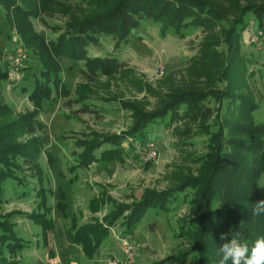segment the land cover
I'll return each instance as SVG.
<instances>
[{
	"label": "rangeland",
	"instance_id": "obj_1",
	"mask_svg": "<svg viewBox=\"0 0 264 264\" xmlns=\"http://www.w3.org/2000/svg\"><path fill=\"white\" fill-rule=\"evenodd\" d=\"M203 1L218 7L225 21L211 30H187L182 37L174 33L160 35L155 25L145 23L133 32L130 43L116 55L126 68L112 78L102 76L87 82L81 75V63H71L63 57L55 60L59 69L56 78L66 91H61L59 97L53 94L49 101H45L37 118L42 128L34 135L43 143L39 155L43 172L41 183L28 179L27 188L6 184L0 204V216L10 212L19 214L11 218L10 223L17 239L28 246L15 256L16 261L22 260L24 264H64L67 258V264H70V245L65 235L67 224L55 208L60 201V192L64 194L62 203L68 218L79 213L80 224L90 220L92 215L86 210L87 203L101 191L118 203H128L138 200L145 191L161 193L177 187L186 177H198L202 169L200 162L209 152L208 132L214 131L213 123L177 118L169 126L156 122L157 125L147 128L142 145L126 140L124 147L133 144V152L128 153L123 163L78 169L76 181L69 182L73 177L69 168L73 167L77 152L75 140L81 139L83 134L118 135L131 130L130 113L122 109V104H135L145 112H155L176 94L208 90L218 92L228 85L233 92L247 93L252 98L258 107L252 114V120L257 125L264 123V40L251 42L256 38L253 33L245 32L246 27H255L253 15L244 17L245 26L236 43L234 58L223 42L224 30L228 29L230 20L238 17L240 9L248 4L263 7L264 0ZM103 6L96 0H71L70 10L78 18H86L100 14ZM64 22L65 19L59 15L29 21L32 33L44 43L57 36L53 28H62ZM14 27L6 23L0 12V51L5 54L0 67L6 68V55L17 49L27 56L23 79L11 89L4 87L2 90V104L10 108L12 114L4 121H16L19 116L31 112L32 105L23 91H30L33 77L39 75L43 66L37 49L27 48ZM112 52V43L107 38H102L99 49L89 48L91 56H108ZM231 59L234 63L230 64ZM155 64L163 66L159 76L155 72ZM225 72H228V78L220 75ZM205 105L213 111L217 109L213 100H208ZM28 139L21 137L20 141ZM150 145L157 157L145 162L146 149ZM49 156L52 163L48 161ZM40 186L45 191L44 200L38 196ZM258 191L264 200V179ZM190 196L189 191L179 194L177 202L169 205L167 215L149 214L133 234H123L119 228H113L107 244L99 249L95 262L122 263L121 240H126L137 252L133 264H160L166 257L179 254L186 248V241L179 236L180 229L187 227L193 217L189 209ZM40 206L47 210V219L51 218L53 224V229L44 236L42 226L29 219L30 215L45 213ZM103 215L105 212L96 217ZM4 258L10 261L8 255Z\"/></svg>",
	"mask_w": 264,
	"mask_h": 264
},
{
	"label": "trees",
	"instance_id": "obj_2",
	"mask_svg": "<svg viewBox=\"0 0 264 264\" xmlns=\"http://www.w3.org/2000/svg\"><path fill=\"white\" fill-rule=\"evenodd\" d=\"M96 1L105 5L100 14L78 18L70 10L71 0H0V12L4 20L8 25L15 26L27 48L37 49L36 53L43 65L39 75L33 77L30 91H23L32 110L19 116L16 121L3 120L12 114L11 109L2 104L1 94L6 87L7 71L0 67V204L3 202L6 184L27 188L28 179H36V183H41L43 172L39 165V155L43 143L34 134L42 128L37 118L43 103L49 101L53 94L59 97L61 91H66L56 78L59 69L55 60L58 57L71 63H81L84 81L102 76L112 78L126 68L116 55L130 43L133 32L145 23L155 25L160 35L174 33L182 37L187 30H211L225 21L218 7L203 0ZM247 14L253 15L258 27L264 23V6L254 4L246 5L240 9L236 19L230 20L228 29H223V42L229 53H233V58ZM57 15L64 18L65 22L62 28H53L57 36L48 43L41 41L30 30V20L40 21L44 17ZM102 38L110 39L113 54L101 57L89 55V48H100ZM4 55L0 51V64ZM233 60L230 64L234 63ZM220 75L228 78V72ZM61 86L63 90H60ZM231 91L230 86L225 85L218 92L179 93L155 112H145L135 104H122V109L130 113L131 130L118 135L83 134L81 139L75 140L77 152L75 163L69 168L73 176L69 182L76 181L78 169L88 170L91 165L123 163L128 153L133 152V144L124 147L126 140L142 145L145 131L157 125L156 122L169 126L177 118L189 122L210 121L214 129L208 132L209 152L200 162L202 169L198 177H186L177 187L161 193L145 191L138 200L128 203H118L101 191L87 203V211L92 216L84 224H78V212L77 216L68 218L62 203L64 194L60 192V201L55 208L67 224L69 242L80 247L83 255L90 260L113 228H119L123 234H133L149 214L167 215L169 205H174L179 194L185 191L190 192L189 209L193 212L187 227L180 229L179 236L186 241V248L175 256L166 257L160 264H219V246L231 240L236 232L240 233L239 238L249 248L258 237L264 236V213H252L253 205L263 200L258 186L264 179V123L257 125L252 120V114L258 107L247 93ZM208 100L216 103L215 111L205 105ZM21 137L29 139L20 141ZM50 158L48 161L52 163ZM38 196L42 200L45 198L41 186ZM40 209L45 210L42 206ZM104 212L105 215L101 217L95 216ZM46 213L47 210L29 216V219L42 226L43 236L53 229L52 220L47 219ZM16 215L19 214L10 212L0 216V264H24L15 258L23 247H28L17 239L10 223ZM222 233L227 234L226 240L220 239ZM5 255L9 256L10 261L4 258Z\"/></svg>",
	"mask_w": 264,
	"mask_h": 264
},
{
	"label": "built area",
	"instance_id": "obj_3",
	"mask_svg": "<svg viewBox=\"0 0 264 264\" xmlns=\"http://www.w3.org/2000/svg\"><path fill=\"white\" fill-rule=\"evenodd\" d=\"M252 26L246 27L245 32L254 35L256 39L253 38L251 42L264 40V24L258 27L257 23ZM27 61V56L21 50L17 49L14 53L6 55L5 64L7 65L5 71H7V82L6 89H11L16 83L23 79V68ZM155 72L159 76L163 72V66L161 64H155ZM145 162L155 160L157 153L152 150V146H148L146 149ZM121 248L124 256V261L122 263H117L116 261H108L107 264H133L136 260L137 252L131 247V245L126 240H121Z\"/></svg>",
	"mask_w": 264,
	"mask_h": 264
},
{
	"label": "clouds",
	"instance_id": "obj_4",
	"mask_svg": "<svg viewBox=\"0 0 264 264\" xmlns=\"http://www.w3.org/2000/svg\"><path fill=\"white\" fill-rule=\"evenodd\" d=\"M252 213L253 215L264 213V200L253 205ZM239 237L240 233L236 232L231 240L219 246L217 253L221 256L219 264H228L229 261L231 264H264V236L258 237L251 248ZM226 238L227 234L222 233L220 239Z\"/></svg>",
	"mask_w": 264,
	"mask_h": 264
},
{
	"label": "crops",
	"instance_id": "obj_5",
	"mask_svg": "<svg viewBox=\"0 0 264 264\" xmlns=\"http://www.w3.org/2000/svg\"><path fill=\"white\" fill-rule=\"evenodd\" d=\"M88 213L90 214V212H88ZM90 215H92V214H90ZM96 215H98V214H96ZM80 224H84V223H80ZM65 235H66L67 241L69 242L66 232H65ZM109 237H110V234L106 238L105 242L94 252L93 257L90 260H88L83 255L80 247H77V246L73 245L71 242H69V245H70V248H69L70 254H69L68 257H69V260H70V264H97L95 262V260H97V253H98V251H99L100 248H102L105 244H107V240H108ZM57 238H58V241H60V238L58 237V235H57ZM59 244H60L61 248H63L64 245L61 242ZM67 262H68V259L66 258L65 261H64V264H67Z\"/></svg>",
	"mask_w": 264,
	"mask_h": 264
}]
</instances>
